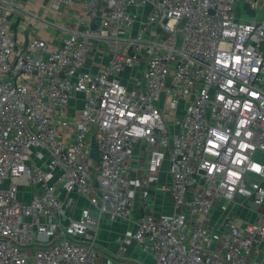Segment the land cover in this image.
<instances>
[{
  "label": "built area",
  "instance_id": "1",
  "mask_svg": "<svg viewBox=\"0 0 264 264\" xmlns=\"http://www.w3.org/2000/svg\"><path fill=\"white\" fill-rule=\"evenodd\" d=\"M17 1L0 0V264H94L99 218L145 209L163 167L173 210L142 212L126 244L155 264H264L258 0H53L77 28L23 44L14 21L41 19ZM92 46L109 53L96 73Z\"/></svg>",
  "mask_w": 264,
  "mask_h": 264
},
{
  "label": "crops",
  "instance_id": "2",
  "mask_svg": "<svg viewBox=\"0 0 264 264\" xmlns=\"http://www.w3.org/2000/svg\"><path fill=\"white\" fill-rule=\"evenodd\" d=\"M17 2L28 11L37 14L41 19L40 21H28L27 24L14 21L10 36L19 43L23 44L27 37L32 34L58 43L63 34L54 29L51 23L67 28H77L76 6L70 8L61 6L59 12L55 13L51 8L53 0H18ZM108 59L109 53L105 47L99 49L92 46L86 57V68L90 72L96 73L106 64ZM126 72L129 71L126 70ZM127 76L128 74H124V77ZM71 107H74L73 103ZM169 183L170 177L166 168L163 167L158 174V180L148 185L150 196L147 199L145 209L141 210L137 205L127 221L121 219L112 221L107 216L99 218L96 240L98 255L94 264H106L108 259L111 261L110 264H155L151 256L142 251L136 242L126 244L124 239L128 232L135 230L136 220L142 212L158 215L173 210V204L167 190ZM161 186H165L166 189H160ZM27 191L24 193L29 196ZM74 198H76V206L71 207V210L77 216L83 200L75 195Z\"/></svg>",
  "mask_w": 264,
  "mask_h": 264
},
{
  "label": "rangeland",
  "instance_id": "3",
  "mask_svg": "<svg viewBox=\"0 0 264 264\" xmlns=\"http://www.w3.org/2000/svg\"><path fill=\"white\" fill-rule=\"evenodd\" d=\"M258 9L259 10H263L262 14L260 16H262L264 14V0H258ZM253 19V16H250L248 14H243L241 16V20L243 21H247V20H251ZM101 45H105V44H102ZM106 49V47H105ZM21 193H24L25 191L28 190V186L27 185H20L18 186ZM246 206L249 208V210L245 213L244 217H246L247 219H253L254 221H258V215L253 212V206L249 203V202H246Z\"/></svg>",
  "mask_w": 264,
  "mask_h": 264
},
{
  "label": "water",
  "instance_id": "4",
  "mask_svg": "<svg viewBox=\"0 0 264 264\" xmlns=\"http://www.w3.org/2000/svg\"><path fill=\"white\" fill-rule=\"evenodd\" d=\"M96 28V25L94 23L91 24V30H94Z\"/></svg>",
  "mask_w": 264,
  "mask_h": 264
}]
</instances>
